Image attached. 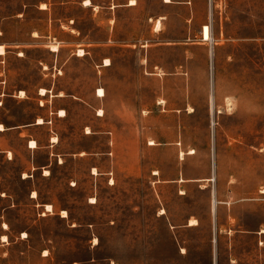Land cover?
I'll list each match as a JSON object with an SVG mask.
<instances>
[{
    "label": "rangeland",
    "instance_id": "374dc122",
    "mask_svg": "<svg viewBox=\"0 0 264 264\" xmlns=\"http://www.w3.org/2000/svg\"><path fill=\"white\" fill-rule=\"evenodd\" d=\"M129 1L0 0V264H264V0Z\"/></svg>",
    "mask_w": 264,
    "mask_h": 264
},
{
    "label": "bare ground",
    "instance_id": "6f19581e",
    "mask_svg": "<svg viewBox=\"0 0 264 264\" xmlns=\"http://www.w3.org/2000/svg\"><path fill=\"white\" fill-rule=\"evenodd\" d=\"M165 2H170L171 0H164ZM84 5H89L90 4V0H84ZM129 3L130 4H134L135 3V0H130L129 1ZM44 7V4H41V8H43ZM161 18V17H160ZM160 18H158L157 20H155V24H156V26L157 27H159L160 26ZM51 49L52 50H56L57 49V47L56 46H52L51 47ZM5 52V50H4V47H3V45H1L0 44V54H3ZM77 55H83V50L82 49H78V52H77ZM210 55H211V50H210ZM110 62H109V60L106 58V59H104V64L103 65H108ZM19 95H23L24 94V91L23 90H20L19 92ZM39 93L40 94H42V95H44L45 93H46V89L45 88H40V90H39ZM96 95L97 96H103L104 95V91H103V89L102 88H98L97 89V93H96ZM212 112H213V102H212V97L210 96V113L212 114ZM98 115H101V109L98 111V113H97ZM58 115L59 116H63V115H65V111H64V109H59V111H58ZM36 123H43V120H42V118H40V117H38L37 119H36ZM211 124H213V122H211ZM2 129H4V127H3V125L0 123V130H2ZM51 140L52 141H56V137H51ZM149 143H153L152 141H149ZM28 146L30 147V148H34V147H36V142L34 141V140H30L29 142H28ZM189 153H192V152H194V150L193 149H190L189 151H188ZM11 153L9 152V155H10ZM180 154H182V151H181V153ZM92 172L93 173H96V170H95V168H92ZM154 173H157V171H153ZM44 173L45 174H47L48 173V171L45 169L44 170ZM24 176H26V174H24ZM36 196V193L33 191L32 192V197H35ZM91 202H94V199H92L91 200ZM214 207H215V200H214V198L212 197V200H211V211H212V213H214ZM46 209L47 210H51V206L50 205H46ZM162 212H163V210H161ZM63 216H65V214H63ZM197 222H196V220L195 219H190L189 220V224H196ZM3 227L5 228L6 227V224L5 223H3ZM261 232H264V229H262L261 230ZM2 240H5V235H2Z\"/></svg>",
    "mask_w": 264,
    "mask_h": 264
},
{
    "label": "crops",
    "instance_id": "0c3cea01",
    "mask_svg": "<svg viewBox=\"0 0 264 264\" xmlns=\"http://www.w3.org/2000/svg\"><path fill=\"white\" fill-rule=\"evenodd\" d=\"M165 2V1H164ZM171 2V1H170ZM165 3H169V2H165ZM127 5H135V3L134 4H130V3H128ZM57 50V49H56ZM147 50V49H146ZM4 54V53H3ZM0 55H2V54H0ZM106 66V65H105ZM153 74H156L155 73V71H154V73ZM18 92L19 91H16V92H14V93H10V94H8V93H5V92H3V83L1 82V80H0V98L2 99V100H4V99H6V98H18V97H24V95H19L18 94ZM40 94V93H39ZM40 95H42V94H40ZM45 95V94H44ZM0 99V100H1ZM59 110V109H58ZM58 110H55V111H58ZM56 114H57V112H56ZM2 125H3V127H4V129H2V130H0V133H6V132H12L13 130H16L18 133H19V135H21L26 129V124L24 125V124H16V125H8V126H6L5 125V123L4 122H0ZM34 124H38V123H34ZM39 124H42V123H39ZM20 129V130H19ZM20 131V132H19ZM149 144V143H148ZM151 145V144H150ZM26 146L28 147V148H30L29 146H28V142H26ZM35 148V147H34ZM6 151H4V150H2V149H0V153H5Z\"/></svg>",
    "mask_w": 264,
    "mask_h": 264
}]
</instances>
